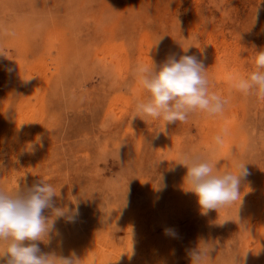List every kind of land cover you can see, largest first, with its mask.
Here are the masks:
<instances>
[{"label": "rangeland", "instance_id": "1", "mask_svg": "<svg viewBox=\"0 0 264 264\" xmlns=\"http://www.w3.org/2000/svg\"><path fill=\"white\" fill-rule=\"evenodd\" d=\"M259 51L264 0H0V189L43 180L57 206L79 209L41 251L80 264H192L193 251L200 264H264V98L233 86ZM171 54L203 62L228 101L221 114L133 118L147 96L137 65ZM186 155L220 173L246 164L240 198L202 214Z\"/></svg>", "mask_w": 264, "mask_h": 264}, {"label": "clouds", "instance_id": "2", "mask_svg": "<svg viewBox=\"0 0 264 264\" xmlns=\"http://www.w3.org/2000/svg\"><path fill=\"white\" fill-rule=\"evenodd\" d=\"M254 63L255 70L247 77H235L233 86L244 94L254 93L264 98V51L257 52ZM206 70L195 55H181L177 59L171 54L158 68L153 62L150 66L137 65L135 73L147 96L136 101L133 118L162 119L166 127L177 121L185 122L197 112L209 116L221 114L228 101L209 91ZM36 140L41 142L40 137ZM215 141L222 143L221 136L217 135ZM30 146L34 149V145ZM180 164L187 168L185 190L197 197L204 215L237 201L242 179L249 175L246 164H237L239 171L235 174L220 173L214 161L200 155H186ZM55 197L54 187L43 180L23 189H0V258L7 257L6 264H80L75 253L56 257L43 253L35 243L49 241L57 219L75 223L79 216L78 207H59ZM45 210L51 215L45 216ZM164 233L177 235L171 228H166ZM190 255L192 264H200L201 253L193 251Z\"/></svg>", "mask_w": 264, "mask_h": 264}, {"label": "bare ground", "instance_id": "3", "mask_svg": "<svg viewBox=\"0 0 264 264\" xmlns=\"http://www.w3.org/2000/svg\"><path fill=\"white\" fill-rule=\"evenodd\" d=\"M222 61H223V60H222ZM222 61H221V62H222ZM220 67H221V66H220ZM220 67H219V68H220ZM221 68H222V67H221ZM223 68H225V67H223ZM227 69H228V68H227ZM225 73H226V72H225ZM225 73H224V74H225ZM219 76H220V75H219ZM0 77H1V76H0ZM220 77H222V76H220ZM217 78H218V77H217ZM223 79H225V77H224ZM218 80H219V79H218ZM147 249H148V248H147ZM149 249H150V248H149ZM149 252H150V251H149ZM149 252H148V253H149Z\"/></svg>", "mask_w": 264, "mask_h": 264}]
</instances>
